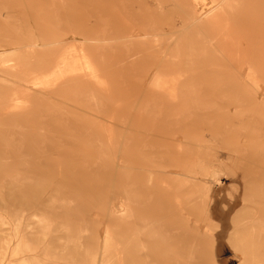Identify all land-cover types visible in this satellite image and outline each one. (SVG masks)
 Returning a JSON list of instances; mask_svg holds the SVG:
<instances>
[{"label":"bare ground","instance_id":"6f19581e","mask_svg":"<svg viewBox=\"0 0 264 264\" xmlns=\"http://www.w3.org/2000/svg\"><path fill=\"white\" fill-rule=\"evenodd\" d=\"M182 1L190 17L169 30L128 20L165 12L172 7L165 1L109 0L110 10L80 16V29L67 37L45 29L49 14L26 12L33 2L0 6V174L18 164L20 175H0V191L11 183L19 192L43 190L22 199L32 215L53 191L67 197L78 189L65 178L87 172L100 142L113 141V195L104 208L116 227L96 238L90 264H122L112 235L118 242L126 225L129 264H264V77L158 74L167 44L204 27L226 28L222 17L242 0ZM161 40L164 50L126 106L104 116L83 107L99 104L107 88L103 49L122 48L129 61L137 45ZM88 196L80 189L75 197L80 204Z\"/></svg>","mask_w":264,"mask_h":264},{"label":"rangeland","instance_id":"374dc122","mask_svg":"<svg viewBox=\"0 0 264 264\" xmlns=\"http://www.w3.org/2000/svg\"><path fill=\"white\" fill-rule=\"evenodd\" d=\"M5 1L0 0V6ZM163 1L172 7L165 12H139L136 14L137 17L131 16L128 20L130 18L145 20L148 25L153 24L156 28L169 30L173 24L190 17V12L183 11L182 0ZM208 1L204 0L210 5ZM8 2L16 7L18 2H33L36 8L26 12L52 16V20L47 21L45 29L60 37L71 36L80 29V16H97L103 10H110L112 7L109 0H8ZM0 10L4 11L5 8ZM222 18L228 22L224 29L219 25H213L200 31L186 33L177 45L169 46L166 41L168 48L158 74L169 77L201 75L238 78L246 74L257 78L264 77V0H242L239 7ZM119 25L125 26L121 16L116 22V26ZM165 46L162 40L156 45H137L134 49L136 58L128 59L129 61L121 57L118 49L123 50L122 48L103 49L99 59L102 60L106 82L103 79L101 82L106 83L107 88L99 104L84 103L86 106L83 107L95 111L99 109L100 114L104 116L112 108L118 107L117 104L119 107L126 106L128 93L144 75L151 73L160 51H163ZM253 89L254 87L247 88L250 91ZM112 142V140L100 142L97 161L87 172L71 174L65 178V182L79 184L78 189L66 195L67 197L63 195L62 188L53 191L48 198L49 201L47 202V199L41 205V211H36L32 215L35 209L30 206L28 208L22 199L30 201L35 196L43 197V190L30 188L31 190L19 192L17 184L12 183L8 186L10 190L7 186L3 187L0 191L2 198L0 264L92 262L96 244L99 242L96 243V238L100 240L107 230L111 233L116 227L115 218L104 208V197L109 195L107 197L110 198L111 195L112 198L113 195L112 162L116 160V154ZM18 168V164H14L0 175L10 178L11 181L19 179ZM45 177L51 178V175ZM80 189L89 191V196L79 204L77 198ZM45 225H49L50 230H47ZM127 229L126 225L123 233L117 234L118 242L115 239V232L111 234L113 245H122V264H129ZM44 234L46 239H43Z\"/></svg>","mask_w":264,"mask_h":264}]
</instances>
